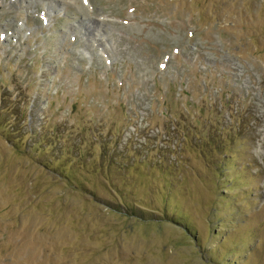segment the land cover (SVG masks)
<instances>
[{"label": "rangeland", "instance_id": "rangeland-1", "mask_svg": "<svg viewBox=\"0 0 264 264\" xmlns=\"http://www.w3.org/2000/svg\"><path fill=\"white\" fill-rule=\"evenodd\" d=\"M3 105L0 264H264V0H0Z\"/></svg>", "mask_w": 264, "mask_h": 264}, {"label": "trees", "instance_id": "trees-1", "mask_svg": "<svg viewBox=\"0 0 264 264\" xmlns=\"http://www.w3.org/2000/svg\"><path fill=\"white\" fill-rule=\"evenodd\" d=\"M5 99L2 97V102ZM23 101V99L19 98V96L15 97V100L13 102V106L9 107V109L6 111L5 114H9L10 119H14V124L18 122H22L23 124H26L27 117L25 115L26 113V107L25 104L22 106V104H18V101ZM5 105L3 107L1 106V111L6 110ZM166 210V209H165Z\"/></svg>", "mask_w": 264, "mask_h": 264}]
</instances>
